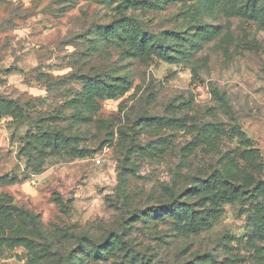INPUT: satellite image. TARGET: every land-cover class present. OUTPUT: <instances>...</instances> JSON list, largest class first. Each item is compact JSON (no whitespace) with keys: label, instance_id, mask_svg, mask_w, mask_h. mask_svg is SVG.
I'll list each match as a JSON object with an SVG mask.
<instances>
[{"label":"rangeland","instance_id":"rangeland-1","mask_svg":"<svg viewBox=\"0 0 264 264\" xmlns=\"http://www.w3.org/2000/svg\"><path fill=\"white\" fill-rule=\"evenodd\" d=\"M252 5L0 0V264H264ZM179 203L212 226L187 230Z\"/></svg>","mask_w":264,"mask_h":264},{"label":"trees","instance_id":"trees-1","mask_svg":"<svg viewBox=\"0 0 264 264\" xmlns=\"http://www.w3.org/2000/svg\"><path fill=\"white\" fill-rule=\"evenodd\" d=\"M261 0H253V5L250 8V11L252 14L257 15L261 18V24L264 27V5L259 4ZM140 29V28H139ZM140 33V42H141V50L142 52L148 51L151 49L153 54L157 56H161L162 54H167V46L155 39L153 35L150 33L144 31L143 29L138 30ZM146 39H149L150 45L146 46L145 41ZM153 48V50H152ZM234 194L233 198L230 194H225L221 199L233 201L234 200ZM2 206H0V211ZM168 210L175 211L177 219L184 223L187 230L191 232H198L203 229H208L212 226L213 221H211L208 218H202L199 219L195 216V213L193 211H190L189 206L187 204L179 203V206L177 205H167L165 207ZM221 207L218 205L213 208L214 214H219L221 211ZM190 211V213H189ZM3 213V209L1 211ZM157 212V211H156ZM6 216L9 217V220H12L14 218H20L23 223L27 224L29 227L33 229V231L39 233L41 231L42 222L39 219V216L35 214L33 211L28 210L24 207H17V206H11L9 208H6L5 210ZM157 215V213H155ZM111 245V244H110ZM109 245V246H110ZM95 251H98V247L95 248Z\"/></svg>","mask_w":264,"mask_h":264}]
</instances>
